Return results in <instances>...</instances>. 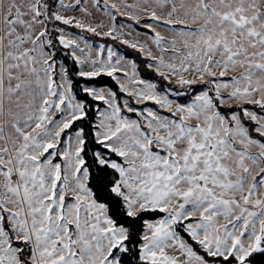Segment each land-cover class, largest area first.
Masks as SVG:
<instances>
[{"label": "snow or ice", "instance_id": "6c2138e0", "mask_svg": "<svg viewBox=\"0 0 264 264\" xmlns=\"http://www.w3.org/2000/svg\"><path fill=\"white\" fill-rule=\"evenodd\" d=\"M0 264H264V0H0Z\"/></svg>", "mask_w": 264, "mask_h": 264}]
</instances>
